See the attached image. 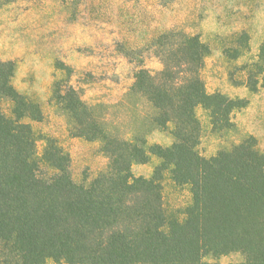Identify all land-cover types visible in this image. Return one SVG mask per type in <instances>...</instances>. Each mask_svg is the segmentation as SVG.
<instances>
[{"label":"trees","instance_id":"obj_1","mask_svg":"<svg viewBox=\"0 0 264 264\" xmlns=\"http://www.w3.org/2000/svg\"><path fill=\"white\" fill-rule=\"evenodd\" d=\"M233 41L226 52L237 59L248 36L242 31ZM150 45L161 67L139 64L113 102L86 100L69 79L72 69L55 63L64 77L52 81L49 100L69 134L97 142L106 158L80 182L58 140L33 130L42 107L13 84L14 61L0 59V264H219L226 255L264 264V147L250 134L210 156L198 150L197 108L221 131L247 101L207 91L208 46L198 34L170 27ZM246 84L253 93L264 88V39ZM152 157L149 175L133 173ZM164 178L187 187V204L164 207Z\"/></svg>","mask_w":264,"mask_h":264},{"label":"rangeland","instance_id":"obj_2","mask_svg":"<svg viewBox=\"0 0 264 264\" xmlns=\"http://www.w3.org/2000/svg\"><path fill=\"white\" fill-rule=\"evenodd\" d=\"M198 34L208 46L201 71L207 91L221 92L247 101L235 109L230 129H211L206 112L197 108L202 125L198 150L210 156L248 135L264 147V88L253 93L246 84L249 63L264 39V0H0V59L13 60L12 79L19 90L35 98L44 117L30 121L37 135L54 136L71 158V176L80 182L92 178L106 163L98 143L71 136L66 119L49 100L54 79L64 77L55 67L72 69L70 81L88 101L113 102L127 89L139 64L156 70L159 58L151 38L170 27ZM242 31L248 47L237 59L226 49ZM1 110L10 114V103ZM153 139H162L153 135ZM42 140H38L41 149ZM158 159L132 166L135 175L147 176ZM163 204L167 210L183 207L189 191L163 179ZM219 264H241L235 255L220 256ZM44 264H55L47 260Z\"/></svg>","mask_w":264,"mask_h":264}]
</instances>
